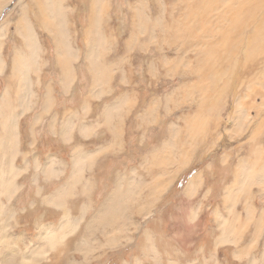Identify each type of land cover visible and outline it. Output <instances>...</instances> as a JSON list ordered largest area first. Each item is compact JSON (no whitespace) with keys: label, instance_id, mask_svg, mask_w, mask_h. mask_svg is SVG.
<instances>
[{"label":"rangeland","instance_id":"rangeland-1","mask_svg":"<svg viewBox=\"0 0 264 264\" xmlns=\"http://www.w3.org/2000/svg\"><path fill=\"white\" fill-rule=\"evenodd\" d=\"M263 186L264 0H0V264H264Z\"/></svg>","mask_w":264,"mask_h":264},{"label":"bare ground","instance_id":"bare-ground-1","mask_svg":"<svg viewBox=\"0 0 264 264\" xmlns=\"http://www.w3.org/2000/svg\"><path fill=\"white\" fill-rule=\"evenodd\" d=\"M193 1V0H192ZM188 3H189V1H188ZM237 3V2H236ZM187 4V3H186ZM239 5H241V6H247L248 5V3H247V1L245 2V3H242V2H240L239 3ZM230 6V5H229ZM45 12H43V16H45ZM56 15V14H55ZM43 18V17H42ZM55 18H57L58 19V17H55ZM55 18L53 17L51 20H52V22L55 20ZM46 22H47V20H45ZM59 23H60V21H58ZM47 25H48V27H49V23H47ZM46 25V26H47ZM50 28V27H49ZM50 30V29H49ZM1 42H2V40H1ZM229 55V54H228ZM208 56V55H207ZM206 61V60H205ZM14 62H16V59L14 60ZM16 65V64H15ZM19 65V64H18ZM64 67V66H63ZM65 68H67V65H65ZM22 70H23V68H22ZM129 106H130V104H128ZM5 106V105H4ZM196 122V121H195ZM197 124H198V122H197ZM190 133H191V131H189ZM194 132V131H193ZM164 178V177H163ZM261 186V185H260ZM264 187V186H263ZM0 226H1V224H0ZM2 228V227H1Z\"/></svg>","mask_w":264,"mask_h":264}]
</instances>
